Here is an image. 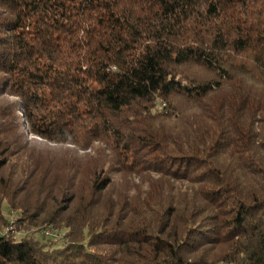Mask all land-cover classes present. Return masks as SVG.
Returning a JSON list of instances; mask_svg holds the SVG:
<instances>
[{"label": "trees", "instance_id": "obj_1", "mask_svg": "<svg viewBox=\"0 0 264 264\" xmlns=\"http://www.w3.org/2000/svg\"><path fill=\"white\" fill-rule=\"evenodd\" d=\"M0 264H264V0H0Z\"/></svg>", "mask_w": 264, "mask_h": 264}, {"label": "rangeland", "instance_id": "obj_2", "mask_svg": "<svg viewBox=\"0 0 264 264\" xmlns=\"http://www.w3.org/2000/svg\"><path fill=\"white\" fill-rule=\"evenodd\" d=\"M28 137H32V135H30V134H28ZM5 210L6 211H10L8 208H7V205H5ZM11 213H9V214H11V218L14 220L15 219V214H16V212L15 213H13L12 211H10ZM42 232L41 233H43V235H45V236H56L57 235V233H59L58 231H55V230H52L51 228H45V229H42L41 230ZM41 233H39L37 236H39V237H42L41 235ZM19 235H22L23 234V232H19L18 233Z\"/></svg>", "mask_w": 264, "mask_h": 264}]
</instances>
